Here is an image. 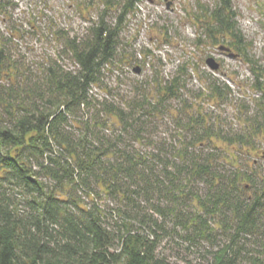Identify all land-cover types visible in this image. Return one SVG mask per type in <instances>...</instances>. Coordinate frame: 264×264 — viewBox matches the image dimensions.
Listing matches in <instances>:
<instances>
[{"label":"trees","instance_id":"1","mask_svg":"<svg viewBox=\"0 0 264 264\" xmlns=\"http://www.w3.org/2000/svg\"><path fill=\"white\" fill-rule=\"evenodd\" d=\"M137 1H105L81 37L54 30L58 54L34 67L0 40V264H264V166L228 168L214 144L264 140V64L218 0L192 15L195 41L224 42L248 63L259 95L245 133L227 136L183 97L185 66L127 100L98 99ZM14 5L0 0V13ZM208 79L210 97H227ZM159 114L174 126L168 143Z\"/></svg>","mask_w":264,"mask_h":264},{"label":"rangeland","instance_id":"2","mask_svg":"<svg viewBox=\"0 0 264 264\" xmlns=\"http://www.w3.org/2000/svg\"><path fill=\"white\" fill-rule=\"evenodd\" d=\"M10 1L15 5L0 13V40L8 38L5 43L17 65L32 64L34 67L58 54L61 45L53 35L54 30L63 29L68 36L81 37L87 26L97 20L107 0ZM172 2L169 7L163 0H139L135 3V10L127 14L122 23L116 57L107 66L103 77V86L110 94L106 95V89L98 87L93 92L98 99L127 100L133 96L135 86L147 87L146 84L157 74L159 81L171 79L180 66H185V73L181 74L185 80L183 97L188 96L196 102L201 114L214 115L218 121L221 120L223 133L227 136L245 133L241 130L249 126L245 116L253 112L252 101L259 95L251 86L253 75L248 63L230 47L229 52L219 50L220 45L228 47L224 42L218 41L214 45L204 39L207 43L196 45L195 41L201 32V25L191 20L192 15L197 14L200 5L213 9L218 6V0ZM230 2L235 10L236 27L248 42L249 56L264 64V22L260 12L264 0ZM114 12L117 13L112 10L107 13L109 21H115ZM210 57L218 64L216 70L210 69L206 63ZM64 63L73 68L69 59H65ZM212 77L229 86L227 97H210L206 82ZM176 101H173V107L177 106ZM159 119L156 134L168 143L171 135L175 134L174 126L168 116L161 115ZM263 141L250 139L249 144L241 147L217 140L214 144L228 168L239 165L244 170L256 165L264 166ZM174 251L168 252L172 254Z\"/></svg>","mask_w":264,"mask_h":264},{"label":"water","instance_id":"3","mask_svg":"<svg viewBox=\"0 0 264 264\" xmlns=\"http://www.w3.org/2000/svg\"><path fill=\"white\" fill-rule=\"evenodd\" d=\"M169 5L167 4V7H168ZM219 49L220 50H224V51H229V48L228 47H226V46H224V45H221L220 47H219ZM206 63H207V65L209 66V68L210 69H212V70H216L217 68H218V64L214 61V59L213 58H207L206 59Z\"/></svg>","mask_w":264,"mask_h":264},{"label":"flooded vegetation","instance_id":"4","mask_svg":"<svg viewBox=\"0 0 264 264\" xmlns=\"http://www.w3.org/2000/svg\"><path fill=\"white\" fill-rule=\"evenodd\" d=\"M163 1L165 2L166 5L168 4L169 6L173 3L172 0H163Z\"/></svg>","mask_w":264,"mask_h":264}]
</instances>
